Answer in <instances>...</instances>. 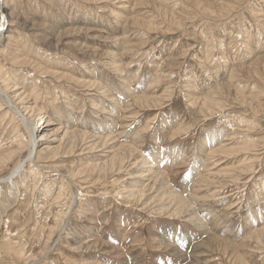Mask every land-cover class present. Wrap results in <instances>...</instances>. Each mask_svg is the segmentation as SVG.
I'll list each match as a JSON object with an SVG mask.
<instances>
[{
  "label": "rangeland",
  "instance_id": "obj_1",
  "mask_svg": "<svg viewBox=\"0 0 264 264\" xmlns=\"http://www.w3.org/2000/svg\"><path fill=\"white\" fill-rule=\"evenodd\" d=\"M120 2L2 0L0 80L34 101V125L57 104L66 112L60 122L53 117L54 129L110 132L140 161L163 152L171 160L161 165L166 187L188 200L189 212L142 210L121 197L114 177L89 187L78 177L69 182L67 173L45 168L47 155L36 154L33 165L0 185V264H264V244L250 238L264 225V0H128L119 9ZM84 81L101 89L88 91ZM130 95L156 100L145 107ZM6 110L0 107V157H11L0 177L25 156L29 141L22 121ZM101 121L107 125L98 130ZM212 130L223 136L206 148ZM18 142L25 153L16 151ZM220 145L241 149L210 154ZM85 163L60 159L70 171ZM63 216L68 235L59 239ZM82 225L93 226L109 249L73 251L69 238ZM166 229L176 232L174 249L158 250L153 239ZM210 236L235 246L210 244Z\"/></svg>",
  "mask_w": 264,
  "mask_h": 264
},
{
  "label": "bare ground",
  "instance_id": "obj_2",
  "mask_svg": "<svg viewBox=\"0 0 264 264\" xmlns=\"http://www.w3.org/2000/svg\"><path fill=\"white\" fill-rule=\"evenodd\" d=\"M119 2H120V0H119ZM126 4H129L128 0H126V1L123 0L122 2H120L118 4V8L119 9H121V8L125 9L127 7ZM2 8H3L2 7V0H0V17L2 18L1 23H0V33L3 31L4 27H6V23H7L4 15L1 13ZM12 25H13V23H12ZM6 31H7V29H6ZM3 36H4V32H3ZM7 37H8V35H6V38ZM2 72H3V70H2ZM28 73H29V71L27 72V75H28ZM0 75H3V74L0 73ZM5 81H6V78L4 80H0V99H1L0 107L5 106V108L7 109L6 115L7 114L12 115L15 119L22 121L21 123L26 127V129L29 133V141L27 143L23 144V148L26 149V150L24 149L26 154H23V156L24 155L25 156L15 165V167L8 173V175H6L4 177H0V185L6 184V183L10 182L12 179H14V177H17L18 174L21 172V169L23 171V169H26L27 167H29L30 164L33 165L32 163L36 157V154L47 155L45 158L46 161L44 163H46L47 165H50V166H47L45 168H49L50 170H53L54 172L55 171H60V172L62 171L64 173H67L68 175H72V177L65 175L66 179L69 182H72L73 178L78 177L80 184H83L85 186L86 185L91 186V185L95 184L94 179L96 180V182H99L100 176H101L100 178H103V179H104V177H114L113 181H114L115 186L117 185V187L121 188L120 190L118 188V191H119L121 197H123L124 199L135 204L136 206H138V208H140L142 210L143 209L147 210L148 208L154 207L152 212L155 214H158L160 216L162 214H164L166 216H176V217L179 214H186L189 212L188 207H187V203H188L187 201L188 200L181 198L178 195L177 196L174 195L173 193H171L169 191L168 187H166L165 177H168V175L166 174V170L162 169L161 165H163V162H169V164H170L171 160L168 159V156H166L163 152H154L149 157H146V158L142 157L143 159H142V161H140L135 156L136 151L134 150V147L128 146L125 144L123 145L120 143L118 144V142H116L117 140H114L112 135L108 131H107L108 132L107 134L105 133L102 136L101 132L100 133L98 132L97 134H90V132L89 133L86 132L87 130L86 131L85 130L82 131V129L77 130L78 128L76 130L74 128H73V130H70V129L65 130L63 128H59V130H57V128L54 126L56 128V129H54L51 126L55 125L54 121L56 120V118L58 117L57 120H59V122H60V120L63 119L62 115L66 112V109L64 110L63 106H59L57 104H55L54 106L51 104L52 108L49 110V112L47 110L48 115H46L47 113H45L43 115H40V117H38L37 122H39L38 123L39 125L36 126L37 122L34 125L32 123V121L35 118V116L37 115V113H39V112H38V110H35L36 106L34 105L35 104L34 101H32V99L29 98V95L25 96L23 91H21L15 85L13 87H8L6 85ZM77 83H80V82H77ZM83 84H84L83 86L86 87L88 91L89 90H96V89L98 91L101 89V87H99V85L95 81H91V82L84 81ZM126 94H128V93L126 92ZM132 96H133V94H132ZM132 98H134V101L137 104H141L143 106L146 105L145 107H148L149 104H151L152 102H154L156 100L155 98H152L150 96L148 97V95L147 96L146 95H142V96H136L135 95ZM198 98H200V97H198ZM196 101H197V99H196ZM199 101L200 100H198V102ZM31 104L34 105L35 107L32 106ZM120 104H121V102H120ZM209 104H210V102H208L206 99L202 100V106L206 107ZM115 105H116V103H115ZM36 109H37V107H36ZM113 111H114V109H113ZM45 112H46V110H45ZM41 113H43V111ZM53 117L55 120H53ZM106 117H107V115H106ZM5 118H6V116L4 118H2L1 120L3 121ZM39 118H40V120H39ZM6 123L7 122H5V124ZM106 125L107 124L105 122L101 121L100 125L97 129L101 130L104 126L106 128ZM39 128H40V130H39ZM112 128H111V126L109 127L111 133L113 132ZM38 131H40V132H38ZM118 134H119V132H118ZM115 136H117V135H115ZM207 136H209V139H212V141L209 140L208 143L205 145V147L210 148L214 141L219 142L218 140H219V138H221L223 136V132L221 133V132H219V130L218 131L212 130L211 132L208 133ZM16 139H19V136H17ZM16 139H14V140H16ZM64 139L67 140V142H65L64 145H69V147L61 149V147L64 146L62 144V143H64L63 142ZM50 140L54 141V143H58V145L48 144L47 142ZM221 142H223V140H221ZM222 144L224 146V143H222ZM220 146H219V149L216 148V150H211L210 154H212L214 156L225 154L228 156L229 154H227L228 153L227 151H230V153H234V152H238V149L239 150L241 149V148L237 147L238 149H229L228 150V148L223 149V147L222 146L220 147ZM21 147H22L21 143H19V146H17V148H16V151H18V153H20ZM59 149H61L60 151H62L63 154L59 153L60 152ZM25 152L22 151V153H25ZM105 153H107V154H105ZM98 155H100V156H98ZM63 156L64 157L66 156L71 160L76 159V158L87 159V163L82 164L83 166L78 167V168L70 171L68 165L60 164V159ZM255 156H256V154H255ZM10 157H11V155L9 153L0 157V166L2 165V163L4 162L5 159L10 158ZM74 157H76V158H74ZM250 161H252V160H250ZM214 163L212 162V164H214ZM121 175L126 176V177L121 178L120 177ZM62 177H64V176H62ZM89 177H92L93 180L90 179ZM206 178H208V177H206ZM200 179H203V178L201 177ZM233 180L235 181L236 179H233ZM17 186H19V185H17ZM219 188H224V185L219 186ZM262 194H264V193H262ZM225 195L227 197L231 196V195H229V192H225ZM102 196H104V194ZM253 214L254 213H252V215ZM65 218H67V216H63V218L61 219V225H60V228L58 230V238L59 239L63 235L66 234V230H65V227L63 225V223L66 221ZM192 218L194 220L195 217L193 216ZM198 219L199 218H195V222H197V227H200L201 229L203 227L205 228V225H204L205 223L202 224L203 220H201V219L198 220ZM94 221H95V219H94ZM89 224L91 225V223H89ZM82 227H83V225L79 229H82ZM120 228H121V226H120ZM87 229L89 231L85 230V228H83L81 231L75 232L74 236L69 238V240H72V245H74L72 248L73 251L75 249H76V251L84 249L85 250L84 252H89V253L95 252V253H97L96 251H98L99 249H101V250L102 249L103 250L109 249V246H107V244L101 242L99 240V238L97 236H95L96 231H93V226H89ZM255 230H257V231L253 232L250 235V238H254L260 244H264V225H262L259 230L256 228H255ZM120 231L122 233L124 232V234H123V237H124L126 235L127 231L125 229L124 230L120 229ZM120 231L118 230V232H120ZM66 235H68V234H66ZM176 237H177L176 232L166 229V233H164L163 235L162 234L159 235L158 239L154 238L153 242L159 241L157 244L158 250H160V249H162V250L171 249L172 250V249H174V246H172L173 244H171V242L173 240H175ZM209 238H210V244L212 243V244H215L218 246L220 244H224V247H226V245L228 247V245H229L231 248L233 246V245L229 244L228 242H226L225 240H222L220 238L213 237V236H210ZM5 240L8 241V238H6V236H5L4 241ZM140 242L141 241L138 240L135 243L138 245V244H140ZM6 245L9 246L10 244H8V242H6ZM117 249H119V248H117ZM224 249H226V248H224ZM50 251L51 250H49V248H47L46 252L43 253L44 254L43 258H46ZM223 251L224 250H222V252ZM111 252L114 253L113 255L120 256L119 255L120 252L117 253L116 250H114V249ZM66 253H69V252H66ZM177 255H179V253H177ZM40 257H38V258H40ZM96 261L94 260L95 263H97ZM83 264H92V261H84Z\"/></svg>",
  "mask_w": 264,
  "mask_h": 264
}]
</instances>
